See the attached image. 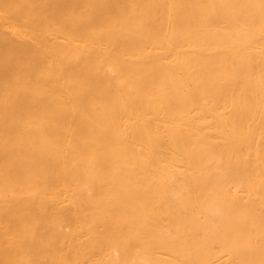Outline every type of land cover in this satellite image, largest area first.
I'll list each match as a JSON object with an SVG mask.
<instances>
[{
  "label": "bare ground",
  "instance_id": "obj_1",
  "mask_svg": "<svg viewBox=\"0 0 264 264\" xmlns=\"http://www.w3.org/2000/svg\"><path fill=\"white\" fill-rule=\"evenodd\" d=\"M0 264H264V0H0Z\"/></svg>",
  "mask_w": 264,
  "mask_h": 264
}]
</instances>
